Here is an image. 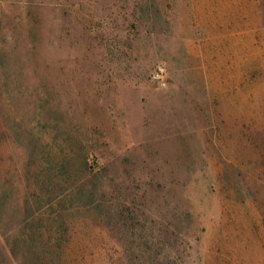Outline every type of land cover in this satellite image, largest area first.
<instances>
[{
  "label": "rangeland",
  "instance_id": "1",
  "mask_svg": "<svg viewBox=\"0 0 264 264\" xmlns=\"http://www.w3.org/2000/svg\"><path fill=\"white\" fill-rule=\"evenodd\" d=\"M0 264H264V0H0Z\"/></svg>",
  "mask_w": 264,
  "mask_h": 264
}]
</instances>
